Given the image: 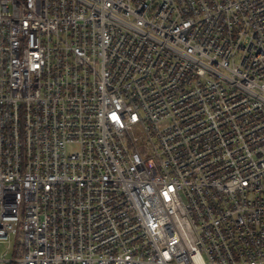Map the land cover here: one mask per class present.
Returning <instances> with one entry per match:
<instances>
[{
  "label": "built area",
  "instance_id": "2783aa9c",
  "mask_svg": "<svg viewBox=\"0 0 264 264\" xmlns=\"http://www.w3.org/2000/svg\"><path fill=\"white\" fill-rule=\"evenodd\" d=\"M0 264H264V0H0Z\"/></svg>",
  "mask_w": 264,
  "mask_h": 264
},
{
  "label": "rangeland",
  "instance_id": "374dc122",
  "mask_svg": "<svg viewBox=\"0 0 264 264\" xmlns=\"http://www.w3.org/2000/svg\"><path fill=\"white\" fill-rule=\"evenodd\" d=\"M5 254L6 258H12L13 256V248L7 249V243L4 241H0V257Z\"/></svg>",
  "mask_w": 264,
  "mask_h": 264
}]
</instances>
